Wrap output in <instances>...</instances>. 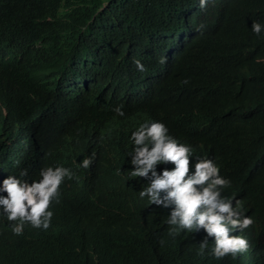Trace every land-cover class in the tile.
<instances>
[{"label": "clouds", "instance_id": "1", "mask_svg": "<svg viewBox=\"0 0 264 264\" xmlns=\"http://www.w3.org/2000/svg\"><path fill=\"white\" fill-rule=\"evenodd\" d=\"M114 1L99 26L107 2L0 0V264H264V145L211 144L264 85V0ZM23 15L61 111L9 97L31 79ZM231 23L251 47L229 49Z\"/></svg>", "mask_w": 264, "mask_h": 264}, {"label": "trees", "instance_id": "2", "mask_svg": "<svg viewBox=\"0 0 264 264\" xmlns=\"http://www.w3.org/2000/svg\"><path fill=\"white\" fill-rule=\"evenodd\" d=\"M84 2L85 9L88 14L91 10L99 7L103 2H107L108 6L98 14L100 22L99 26L110 24L111 13L109 10L115 6L114 0H81ZM151 4L154 0H145ZM95 21L89 24L94 27ZM135 24L150 25L148 21L136 22ZM13 35L18 40H23L27 46V59L25 62V75L30 76V81L16 79L11 81L9 86V97L15 103L20 105L24 110L40 111L46 110L47 113H54L64 109L63 104L49 100L37 88L44 90L45 83H41L43 79L35 75L38 63V57L33 50L32 45L38 40L36 28L29 15H23L16 19ZM229 49L233 52L244 50L252 45V40L248 35L247 29L238 23H231L228 27ZM62 46L56 49L61 52ZM214 54H199L193 57H186L183 65L176 73V78L168 86H160L155 88L152 99L155 102H161L164 99V89L177 84L179 77L187 73L193 64L199 63L208 66L215 58ZM264 74V66L261 67ZM71 70V66L69 67ZM244 142L246 144H263L264 145V85L258 90L255 97L244 101L231 110L226 120L225 126L219 131V134L212 141V148L216 155L221 154L224 150L231 146H235Z\"/></svg>", "mask_w": 264, "mask_h": 264}]
</instances>
